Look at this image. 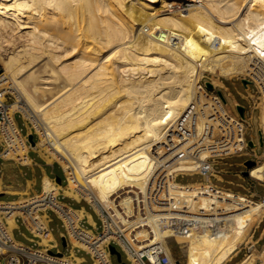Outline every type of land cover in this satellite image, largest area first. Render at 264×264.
<instances>
[{"label":"bare ground","instance_id":"bare-ground-1","mask_svg":"<svg viewBox=\"0 0 264 264\" xmlns=\"http://www.w3.org/2000/svg\"><path fill=\"white\" fill-rule=\"evenodd\" d=\"M0 63L17 98L10 116L21 111L37 127L43 139L34 148L61 164L65 187L90 185L107 202L132 187L147 213L141 239L162 243L172 264L180 262L168 239L186 244L185 264H225L251 241L264 199L217 196L208 187L197 195L199 184L173 182L167 196L178 200L179 187L197 199L194 208L177 201L161 208L151 202L150 187L158 174L170 183L176 173L197 170L199 161L186 158L167 166L163 145L203 75L249 76L263 87L264 0H0ZM10 144L6 159L32 145L23 136ZM250 176L264 182V162ZM42 190L56 195L59 187L45 178ZM124 205L131 210L128 198ZM70 213L81 218L80 210ZM88 239L96 236L89 232ZM95 242L101 249L103 242ZM75 245L90 249L84 241ZM259 250L239 264H264V246Z\"/></svg>","mask_w":264,"mask_h":264},{"label":"built area","instance_id":"built-area-1","mask_svg":"<svg viewBox=\"0 0 264 264\" xmlns=\"http://www.w3.org/2000/svg\"><path fill=\"white\" fill-rule=\"evenodd\" d=\"M202 76L198 83L197 95L193 102L187 107L179 119L173 124L172 131L167 134L163 148L167 156L166 165L169 166L180 159L186 158L191 161H199L197 170L188 173H176L169 179H163L157 175L150 187L151 202L161 208H168L171 201H177L178 205L194 208L197 199L192 200L185 197V193L178 187L176 199L167 196V184L177 182L178 177L183 175L198 174L206 178L205 183H187L199 184L197 195H203L207 190L217 196H223V193L232 192L217 185H213L209 178L213 173V166L217 160H224L230 157L252 156L256 166L264 162V129L261 125V113L264 108V80L263 87L258 86L252 78L244 77L245 93L242 97L247 101L250 108V115L241 117L235 115L226 101L219 95L216 86L212 88L207 86ZM250 85L255 87L252 93ZM228 95L230 93L227 91ZM231 96V95H230ZM8 100H12L9 102ZM17 98L9 89V84L3 78L2 65L0 63V159L3 161H14L23 165V160L6 159L4 153L10 149L11 140L24 137L25 144L30 146L29 124L31 129H35L30 120L25 119L21 111H15L10 116L9 106L16 102ZM258 112L259 133L262 142V153H256V146L253 141L248 142L246 135L253 130V113ZM17 117H21L24 122L22 128ZM36 130V129H35ZM34 137V136H33ZM177 140V141H176ZM252 143V145H250ZM32 148H29V150ZM27 153V157L29 154ZM203 151L207 152L205 158L201 157ZM253 167V168H254ZM64 179L58 194L52 193L39 195L37 192L26 195L21 201V197L15 200H0V264H84L85 258L80 257L81 261L76 260V252H86L93 264H114L113 255L110 246L125 256L126 264H172L168 252L162 243H151L143 241L139 231L144 227V221L147 217L144 203L141 202L138 195L133 193L132 187L122 186L110 197L111 201H103L99 194L90 186L83 184L79 190L66 188L68 182L67 172L62 168ZM252 169V168H251ZM248 178L264 186V182L258 181L250 176ZM56 184V179H52ZM65 181V184L63 183ZM183 184V183H180ZM175 186V185H174ZM66 191H71L74 195L69 196ZM235 193V192H234ZM238 194V193H237ZM252 200V196H246ZM125 198L130 200L132 208L125 210ZM72 202H86L89 208L94 212L100 221V225L93 220L92 215L84 207L75 208ZM264 199V198H263ZM189 200V201H187ZM71 208L81 210L82 217L75 221ZM53 212L60 221L64 231L62 238L66 240L68 253H62L57 249L56 241H44L53 236L51 224L53 218L50 216ZM93 222H90V217ZM13 220L15 227L11 228L10 220ZM86 224V225H85ZM23 226L33 237V245H29L17 240L14 236V230ZM89 232H92L96 239H88ZM35 239V241H34ZM84 241L89 246L85 251L75 245V242ZM95 241H102L101 249ZM78 257V256H77Z\"/></svg>","mask_w":264,"mask_h":264},{"label":"rangeland","instance_id":"rangeland-1","mask_svg":"<svg viewBox=\"0 0 264 264\" xmlns=\"http://www.w3.org/2000/svg\"><path fill=\"white\" fill-rule=\"evenodd\" d=\"M205 76L206 77L204 78V81L212 82L215 85H220L221 82L219 81V79H221V80L224 79L223 77L212 76L210 74H206ZM244 77L248 78L249 76L233 77V78H231V80L233 82L227 81V80L224 81L225 85L228 87V89L230 90L233 97L228 95L227 91H221L225 101L232 108L233 113L235 115H238V116H239V113H238L236 106L234 105L233 99H236L239 103H241L242 105H244L246 107V115L247 116L250 115V113H251L249 105L244 100L241 99V95H240L241 93H245V85L240 80V79H244ZM227 79H229V78H227ZM250 89H251L252 93L255 92V87L253 85H250ZM8 101L12 102V100H8ZM17 122L22 128H24V122L21 119V117H17ZM31 127H32V125L29 124V132L34 136L35 143L38 144L43 139L42 135L38 129L35 130L37 127L35 129L34 128L31 129ZM246 138H247L248 142L253 141L254 145L256 146V153L261 154L263 149H262L261 138H260V133H259L258 112L253 113V130H251L250 132L247 133ZM35 149H37V151H39L43 155V157L46 159V161L48 163L54 164L56 167L61 168V164L54 159L52 154L49 151H47V149H45L44 147H42L40 145L35 147ZM254 160L255 159L252 156L232 157V158H229L226 160V163H227L226 166H218L217 168H221V167L223 168L224 167L226 169H231L233 171H245L244 167L239 166V164H244L247 161H254ZM229 164H232L233 166L229 167L228 166ZM11 166H12V163L3 162L0 160V170H1V168H4L7 171H10ZM60 168L55 169V172H56L55 174H56V176L64 179V174ZM38 178H39V183L35 187L36 188L35 190L37 191V193H39L41 191V181H40V175L39 174H38ZM225 179H226V183L224 185L226 187L231 188L233 191H239V192L243 193L245 190L242 187H239L237 185H239V184L240 185L242 184L244 186L248 185L245 181L239 179L237 176H234V175L227 176ZM177 181L180 183H183V184L205 182V177L201 176V175H194V176L183 175V176L178 177ZM228 181H232L233 185L229 184ZM63 183L65 184V181H63ZM257 190L260 192V194L262 196H264V187L258 185ZM26 195H28V194L18 195V196L4 195V196H0V200H16V199H18V197H21L22 199H24V197ZM71 196L75 197L74 194ZM64 200L66 202L72 204L75 208L84 207L85 210L92 215L93 220L97 223V225H100L99 219L94 214V212L89 208V206L86 202H82L79 204L76 202H72L69 199H64ZM254 201H258V200H254ZM50 216L53 218V222L51 224V227L53 229L54 240L57 243V249H53V252L55 253L59 250L62 253H68V249L63 245L62 236H61V233L64 231V229L61 227L60 221L56 218V216L53 212H50ZM14 227H15V225H14ZM259 233H260V230L258 231L257 236L259 235ZM14 236L17 240H19L23 243L33 245L32 235L23 226H19L18 229L14 230ZM34 241H35V239H34ZM167 243H168V246H169L171 253L180 262V264H185V262H186V244H178V242L175 239H168ZM261 246H262V244H260L258 247L261 248ZM76 255L78 257L85 258L84 264H93L90 256L86 252L78 251V252H76ZM113 262H114V264H124L126 262L125 256L122 255V262H119L117 260V258L115 256H113Z\"/></svg>","mask_w":264,"mask_h":264},{"label":"crops","instance_id":"crops-1","mask_svg":"<svg viewBox=\"0 0 264 264\" xmlns=\"http://www.w3.org/2000/svg\"><path fill=\"white\" fill-rule=\"evenodd\" d=\"M232 81L231 79L224 78L223 80L219 79L221 82V85H216L217 89L219 91H228L231 94L228 87L225 85L224 81ZM242 81V79H240ZM233 82V81H232ZM244 93H241V99L244 100L246 103L247 101L242 97ZM234 100V105L237 107H243V113L246 114V107L239 103L236 99ZM248 104V103H247ZM230 107V106H229ZM231 111L233 112L232 108L230 107ZM29 147V146H28ZM28 149L29 154L27 157L28 150L23 153L22 156L17 157L14 160H23V165L18 164L14 161H3V162H10L12 163L11 170L7 171L4 168H1L0 170V196L4 195H11V196H18V195H25V194H31L32 192H37L35 187L39 183L38 174L40 175V181H41V187L43 188L44 179L48 178L52 181V179H56V167L54 164L48 163L46 159L43 157V155L37 151V149L34 148V145H31ZM256 150V149H255ZM244 157V156H242ZM232 158V157H230ZM229 159V158H227ZM217 160L213 166V173L209 178V181L213 185H217L219 187H222L224 189H228L232 192L244 195V196H252L254 200L261 201L264 196L260 194V192L257 190V186L263 185L259 183H255L251 179H249L247 176H245V171L247 170L244 164H239V166H243L245 171H233L231 169L226 168H217L218 166H226V160ZM229 167H232V164L228 165ZM61 169V168H60ZM62 170V169H61ZM198 174H193L189 176H194ZM237 176L239 179L245 181L248 185H237L239 187H242L245 191L243 193L239 191H233L231 188L226 187L224 184L226 183V177L227 176ZM202 176V175H201ZM62 179V178H61ZM206 182V178H205ZM205 182H196V183H205ZM229 184L233 185L232 181H228ZM56 184V183H55ZM59 184H57L58 186ZM59 189L61 186H58ZM59 192V190H58ZM67 194V191H66ZM68 195V194H67ZM70 196V195H69ZM74 209V208H73ZM77 210V209H76ZM79 211V210H78ZM81 211V210H80ZM81 217H82V211H81ZM90 217V222L92 223V217ZM260 230L259 235L257 236L258 231ZM251 241H247L244 245L240 247V249L230 257V259L225 264H239L240 261H243L249 254H251L253 251L258 252V250L262 249L264 246V216L259 221V223L255 226L251 233ZM54 238V237H53ZM54 241V240H53ZM256 241V242H255ZM262 241V243H261ZM260 242V243H259ZM254 244V245H253ZM262 244L261 248L258 246ZM256 249H255V248ZM259 250V251H260ZM80 258V257H79ZM255 264H263L262 260L260 258H257L255 261Z\"/></svg>","mask_w":264,"mask_h":264},{"label":"water","instance_id":"water-1","mask_svg":"<svg viewBox=\"0 0 264 264\" xmlns=\"http://www.w3.org/2000/svg\"><path fill=\"white\" fill-rule=\"evenodd\" d=\"M244 84H245V80H243L242 81ZM207 86L209 87V88H212V84L211 83H207ZM219 95L223 98V100L225 101V99H224V97H223V94H222V92L220 91L219 92ZM237 110H238V113H239V115L241 116V117H243L244 116V113H243V107H237ZM29 141H30V143L32 144V145H34L35 144V140H34V137H33V135H30L29 136ZM250 145H252V143H250ZM261 145H262V142H261ZM256 165V162L255 161H247L246 163H245V167H246V171H245V176H248V170L249 169H251V168H253L254 166ZM56 182L58 183V184H62V179H61V177H56ZM62 241H63V245L66 247V240L64 239V238H62ZM110 251H111V254L113 255V256H115L116 258H117V260L119 261V262H122V257H121V253L116 249V247L115 246H110ZM124 264H126V263H124Z\"/></svg>","mask_w":264,"mask_h":264}]
</instances>
